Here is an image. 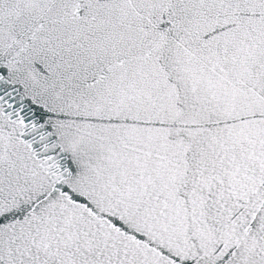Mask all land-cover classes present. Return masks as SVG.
<instances>
[{
  "label": "snow or ice",
  "instance_id": "1",
  "mask_svg": "<svg viewBox=\"0 0 264 264\" xmlns=\"http://www.w3.org/2000/svg\"><path fill=\"white\" fill-rule=\"evenodd\" d=\"M0 264H264V0H0Z\"/></svg>",
  "mask_w": 264,
  "mask_h": 264
}]
</instances>
